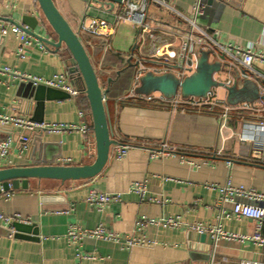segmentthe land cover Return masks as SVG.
Masks as SVG:
<instances>
[{"label": "crops", "instance_id": "crops-1", "mask_svg": "<svg viewBox=\"0 0 264 264\" xmlns=\"http://www.w3.org/2000/svg\"><path fill=\"white\" fill-rule=\"evenodd\" d=\"M162 1L171 9L149 6L154 35L150 38L147 34L141 36L138 26L128 22L115 26L105 37L81 32L82 24L92 19L113 23L114 17L124 11L116 0H53L84 45L101 87L107 90L115 145L129 149L119 160L110 155L103 173L92 180H29L27 189L2 195L0 264H264V246L251 240L260 224L246 218L226 219L223 215L231 214L234 206L221 202V191L226 186L264 195V163L260 160L264 154H257L255 146L241 142L240 137L245 125L264 120V102L248 104L250 111L241 109L243 104L237 105L238 110L223 128L217 114L171 111L166 105L145 102L135 94L139 85L138 62L152 66L156 50L164 45L179 52L188 26L175 12L189 17L198 0ZM198 24L209 33L217 32L220 44L250 47L256 54L264 55V0H232L225 8L211 7ZM13 26L31 30L50 42L57 41L37 0H0V145L8 138L13 141L0 169L32 162L90 165L95 159L94 146L90 133L81 128L88 127L91 119L79 102L80 93L72 97L44 86L46 91L35 100V87L39 85L28 87L29 81L22 79L26 76L51 80L64 76L77 89L69 73L68 52L64 47L56 50L47 46L27 33L28 41L23 42L11 31ZM217 61L228 65L229 73H220L216 79L233 83L236 73L241 76V84L243 68L230 67L220 56H210V63ZM253 68L264 77V64L255 62ZM251 81L259 85L260 95L264 96V84ZM214 96L226 102L224 90H218ZM5 118L22 119L36 126L28 144L21 143L23 129L2 125ZM54 124L76 126L77 130H46V126ZM163 145L173 153L152 158L153 153L162 152ZM137 183L145 185V200L133 191ZM92 190L107 197L119 196L120 202L99 211L87 201ZM148 198L160 203L148 202ZM14 216L22 220L14 222L29 226L22 229L25 236L36 233V240L9 235L14 222L7 223L5 219ZM220 216L224 219L219 222ZM143 217L179 219L182 226H148L144 235L156 245L132 250L92 239L78 246L67 239L72 225L85 230L102 226L121 237L132 236L136 221ZM218 225L227 233L247 238L215 243L210 234L191 229ZM258 231L264 237V220Z\"/></svg>", "mask_w": 264, "mask_h": 264}, {"label": "built area", "instance_id": "built-area-1", "mask_svg": "<svg viewBox=\"0 0 264 264\" xmlns=\"http://www.w3.org/2000/svg\"><path fill=\"white\" fill-rule=\"evenodd\" d=\"M121 4L124 7L123 13L117 14L114 17L113 23L106 20L92 19L88 24H82L81 32L93 37H105L109 31L115 26L121 23H131L132 25L138 26L140 30V35H149L150 38H154L151 32V22L148 18V9L151 4L160 5L171 9L162 0H121ZM178 17L183 19L188 30L184 32V38L181 41L179 52L171 50V45H164L156 50L154 62L152 66H146L145 64L138 62V70L136 75V80L147 73L153 72L155 74H163L167 72L175 73L177 76L183 78L193 72L196 68V62L202 51H211L213 56H224L226 62L230 67H238L244 69L243 79L247 80H257L264 84V77L256 72L253 68L255 62L264 64V55L256 54L250 47H240L223 45L217 42L216 37L219 34L216 32L209 33L204 30L198 24V18L204 14V5L201 0H198L192 7L189 17H185L182 14L175 12ZM20 26H13L12 32L21 39L23 42L28 41L26 32ZM2 34L7 35V29L2 30ZM45 49L44 45L41 46ZM107 47V46H106ZM20 54L23 53L22 49L19 50ZM4 72H10L9 69H4ZM260 75V76H259ZM22 79L26 81L33 82L35 85H42L47 88L61 90L66 92L72 97H77L79 91L67 83L64 76H55L51 80H42L37 78H28L23 76ZM231 82H227V86H231ZM141 100L145 102H158L160 104L166 105L171 111L186 113L190 111L195 112H207L211 114L219 115L222 123V127L226 126L228 118L238 110L239 106L232 107L228 105L224 100L216 96H210L208 99H183L181 97H176L174 99L168 100L161 95H151L149 97H140ZM241 109L245 111L252 110V107L248 104H243ZM2 125H12L13 127H18L24 131H31L36 126L28 121L18 119V118H5L1 121ZM90 126V125H89ZM85 127L81 130L85 133H90V128ZM38 127V126H37ZM47 131L52 133H60L66 131L77 130L76 126H65V125H50L45 127ZM246 130L240 135L241 142L250 143L255 146V152L263 156L264 154V120H260L253 125H245ZM29 139L26 137L21 138V143L26 145ZM13 141L8 138L4 140L0 145V164L5 160L10 152ZM129 146H113L111 149V155L119 160L122 159ZM173 153L166 145L162 146L161 153H153L152 158H163L168 157ZM261 163H264V158H260ZM133 191L138 194L142 200L146 199V188L144 184L137 183L133 187ZM222 203H231L234 207L231 214H224L226 219H239L246 218L252 221H257L260 225L264 220V195L256 191H248L245 188L238 187L237 189L230 186L222 188ZM148 202L159 204L160 201L154 198H148ZM90 206L102 211L105 207L111 205L112 203L120 202V197H107L104 194L92 190L87 199ZM220 216L219 222L224 219ZM7 223H12L14 221H21L19 216H14L11 218H6ZM255 231V234L251 240L256 241L261 246H264V237L259 233V228ZM148 226L162 227L166 229H176L182 226L179 219L174 218H160V219H147L139 218L135 223V232L132 236L121 237L113 232L107 231L102 226L97 227L93 230H85L79 226H70L67 239L69 242L75 245H80L86 239L99 240L105 243H112L119 245L127 250H132L136 247H150L156 245L154 242L147 241L144 231ZM192 230L200 234H210L215 243L221 242V240H231L238 241L244 240L247 237L230 234L223 230L222 225L215 227H191Z\"/></svg>", "mask_w": 264, "mask_h": 264}, {"label": "water", "instance_id": "water-1", "mask_svg": "<svg viewBox=\"0 0 264 264\" xmlns=\"http://www.w3.org/2000/svg\"><path fill=\"white\" fill-rule=\"evenodd\" d=\"M44 20L51 28L53 34L57 37L56 42H50L47 39L37 36L31 30H24L27 34L36 36L41 42L56 50L64 47L70 56L69 73H79L84 84V94L90 107L91 124L90 139L94 146L95 159L90 165L83 166H61L55 162L40 164L32 162L28 165L17 166L14 168L0 169V197L21 188L27 189L29 180H53L64 182H77L83 180H92L103 173L111 155L112 146L116 144L113 140V132L108 117L107 110V90L101 87L96 70L87 54L78 35L59 12L53 0H37ZM86 3L96 0H82ZM121 2V0H116ZM204 5V13L211 7L218 6L225 8L226 3L232 0H201ZM206 6V7H205ZM204 15V14H203ZM200 16L198 20L203 17ZM197 20V21H198ZM36 23L37 20H35ZM23 28V27H22ZM24 29V28H23ZM33 29V27H31ZM3 39V38H2ZM1 39V40H2ZM211 51H202L196 62V68L189 75L181 78L175 73L167 72L155 74L147 72L138 80V86L135 89L137 96L149 97L151 95H161L171 100L176 97L183 99H208L218 90L226 92V103L232 107L239 104H254L257 101L264 102V96L260 95L259 85L256 82L243 79L239 84L240 75L234 74L233 83L227 86L225 83L216 79L220 73H229V66L217 61L209 62ZM215 57V56H214ZM224 62L226 58L220 56ZM245 72L243 71L242 74ZM25 85V83H23ZM241 85V86H240ZM34 87V83L29 81L28 87ZM51 90V89H47ZM46 91L45 87L39 85L35 87V100ZM63 93V92H62ZM65 94V93H64ZM32 131H24L22 137L29 139ZM29 143V142H28ZM26 143V144H28ZM29 227L22 223L14 222L12 231L9 235L20 239L36 240L37 234L32 237L25 236L22 229Z\"/></svg>", "mask_w": 264, "mask_h": 264}, {"label": "trees", "instance_id": "trees-1", "mask_svg": "<svg viewBox=\"0 0 264 264\" xmlns=\"http://www.w3.org/2000/svg\"><path fill=\"white\" fill-rule=\"evenodd\" d=\"M70 68V66H69ZM70 77H71V81L72 83L74 84V86L77 87L80 95H79V102L81 104V106L84 108L85 112L90 116V107H89V103H88V100L83 92L84 90V84L82 82V79L79 75L78 72H76L75 74H70ZM90 119H91V116H90ZM91 133V131H90Z\"/></svg>", "mask_w": 264, "mask_h": 264}]
</instances>
